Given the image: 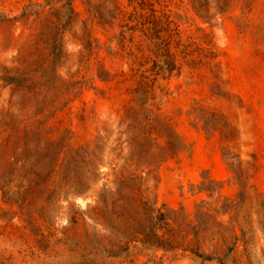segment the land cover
Segmentation results:
<instances>
[{
    "label": "rangeland",
    "instance_id": "obj_1",
    "mask_svg": "<svg viewBox=\"0 0 264 264\" xmlns=\"http://www.w3.org/2000/svg\"><path fill=\"white\" fill-rule=\"evenodd\" d=\"M0 264H264V0H0Z\"/></svg>",
    "mask_w": 264,
    "mask_h": 264
},
{
    "label": "trees",
    "instance_id": "obj_2",
    "mask_svg": "<svg viewBox=\"0 0 264 264\" xmlns=\"http://www.w3.org/2000/svg\"><path fill=\"white\" fill-rule=\"evenodd\" d=\"M149 109L150 112L148 114V121L150 126L147 130L148 135L151 138H156L158 136L166 137V143L159 145L158 151L154 150L149 154V157L152 159V161H149L148 163L151 165H154L155 163V165L158 166L167 158L176 156V154L181 149V141L179 140V136L172 128L169 127V125H162V123H159L154 113V109L152 107Z\"/></svg>",
    "mask_w": 264,
    "mask_h": 264
}]
</instances>
